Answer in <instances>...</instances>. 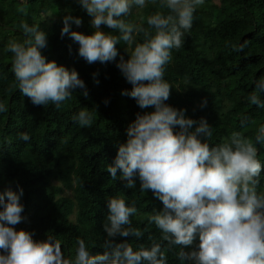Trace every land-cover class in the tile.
Returning a JSON list of instances; mask_svg holds the SVG:
<instances>
[{
    "label": "clouds",
    "instance_id": "obj_1",
    "mask_svg": "<svg viewBox=\"0 0 264 264\" xmlns=\"http://www.w3.org/2000/svg\"><path fill=\"white\" fill-rule=\"evenodd\" d=\"M77 2L91 18L94 31L88 35L73 31L72 25L82 26L83 20L65 15L61 37L67 35L78 44V56L89 64L116 61L117 44H126L128 58L120 56L116 67L132 88L122 95L134 99L140 109H154L137 113L126 130V142L117 145L107 173L113 180L119 173L129 189L136 187L138 179L141 192L151 191L162 202V209L154 211L148 222L155 225L168 247H179L176 257L181 264H264V191L258 190L264 165L258 159L257 147L264 145V125L257 129L254 141L233 132L226 142L213 146L206 142L213 135L206 119L189 118L186 109L165 103L172 91L164 78L165 68L173 50L183 46L194 14L205 0ZM150 2L158 10L141 23L127 19L134 7L142 10ZM101 26L111 31L104 32ZM20 28L23 42L10 40L5 47L12 54L13 87L34 106L45 108L51 104L58 109L77 89L87 98V87L79 73L43 54L48 48V34L27 22ZM137 36L141 37L139 42ZM246 45L233 44L231 48L243 52ZM254 86L247 99L264 108V78L256 80ZM206 105L205 99L201 107ZM7 110L0 102V113ZM72 119L82 128L93 124V114L84 109ZM19 136L25 142L31 139L27 132ZM17 187L16 191L11 187L0 191V264H168L166 249L151 236L148 247L134 249L129 243L127 238L139 239L144 232L132 224V217L138 213L135 202L129 206L118 196L107 200L102 251L93 254L85 241L77 238L74 259L66 258L60 240L48 236L38 241L32 232L16 229L26 219L21 203L24 191ZM117 237L124 239L117 242Z\"/></svg>",
    "mask_w": 264,
    "mask_h": 264
},
{
    "label": "trees",
    "instance_id": "obj_2",
    "mask_svg": "<svg viewBox=\"0 0 264 264\" xmlns=\"http://www.w3.org/2000/svg\"><path fill=\"white\" fill-rule=\"evenodd\" d=\"M156 10L150 2L127 19L139 24ZM65 15L83 20V27L72 25L73 31L86 35L94 31L91 18L77 0H0V102L8 109L0 113V191L8 187L16 191L18 185L23 188L22 215L26 219L15 227L32 232L34 240L48 236L60 240L66 258L74 259L77 238L94 254L102 251L106 238L107 200L118 196L129 206L135 202L138 209L132 224L144 236L127 238L133 248L150 246L151 236L166 249L168 264H181L176 257L179 247H168L159 230L148 222L154 211L162 209V202L151 191L141 192L138 179L136 187L129 189L119 173L116 180L107 173L117 145L126 142V130L137 113L154 110L140 109L134 99L122 95L132 88L116 67L120 56L128 58L127 46L122 41L117 44L116 61L89 64L78 56V44L67 35L61 37ZM22 22L38 25L48 34L43 54L58 65L75 69L86 84L87 98L77 89L58 109L51 104L45 108L34 106L13 87L12 54L5 47L10 40L23 42ZM101 29L111 31L105 26ZM244 42L243 52L232 50L231 45ZM164 78L172 85L165 103L186 109L189 118L206 119L212 127L213 135L206 142L213 146L224 143L233 132L254 141L257 129L264 125V108L250 104L247 97L254 91V82L264 78V0H205L194 14L183 46L173 50ZM205 99L207 105L201 107ZM82 109L93 114L91 127L82 128L73 121ZM22 132L31 139L21 140ZM257 147L264 165V145ZM66 190L69 197L64 195ZM258 190L264 191V170Z\"/></svg>",
    "mask_w": 264,
    "mask_h": 264
},
{
    "label": "rangeland",
    "instance_id": "obj_3",
    "mask_svg": "<svg viewBox=\"0 0 264 264\" xmlns=\"http://www.w3.org/2000/svg\"><path fill=\"white\" fill-rule=\"evenodd\" d=\"M213 2H214V3H218V0H213ZM137 11H139V9H137V8H135V7L132 9V12H137ZM76 27H78V26H76ZM80 27H83V24H82V26H79L78 28H80ZM101 30H102V29H101ZM102 31H103V30H102ZM70 194H71V193L69 192V190L64 191V195H65V196H68V197H69Z\"/></svg>",
    "mask_w": 264,
    "mask_h": 264
}]
</instances>
